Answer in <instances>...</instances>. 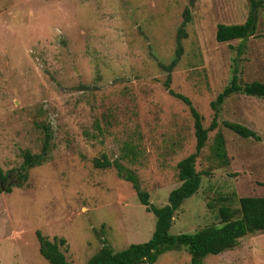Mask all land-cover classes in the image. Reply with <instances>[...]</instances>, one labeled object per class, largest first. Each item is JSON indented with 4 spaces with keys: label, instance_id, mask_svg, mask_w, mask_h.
Returning <instances> with one entry per match:
<instances>
[{
    "label": "rangeland",
    "instance_id": "1",
    "mask_svg": "<svg viewBox=\"0 0 264 264\" xmlns=\"http://www.w3.org/2000/svg\"><path fill=\"white\" fill-rule=\"evenodd\" d=\"M249 2L196 0L189 7L170 89L191 101L204 128L234 69L241 86L264 83V7L256 10L254 37L215 41L217 25L244 23ZM187 6V0H0V170L7 175L0 264H48L36 231L64 239L60 250L69 264H85L103 242L117 252L150 239L155 218L131 184L94 162H118L156 208L180 186L176 164L194 152L193 119L167 93L160 65L174 58ZM217 122L195 161L199 189L175 212L171 235L218 225L221 206L264 197V98L230 95L217 108ZM222 122L260 140L241 139ZM44 125L51 135L45 160L16 187L22 153L40 154ZM217 133L224 162L212 153ZM154 264H189V255L170 251ZM203 264H264V232L248 233Z\"/></svg>",
    "mask_w": 264,
    "mask_h": 264
},
{
    "label": "trees",
    "instance_id": "2",
    "mask_svg": "<svg viewBox=\"0 0 264 264\" xmlns=\"http://www.w3.org/2000/svg\"><path fill=\"white\" fill-rule=\"evenodd\" d=\"M188 6L183 12L182 25L179 28L177 38V48L174 58L168 65H160L162 70L167 73L163 86L167 93L173 98L183 103L193 119L194 137L196 140L194 152L176 164L177 177L180 186L172 190L167 198V204L156 208L148 201V193L141 190L135 175L127 173L122 176L121 165L113 161L95 160L96 168L113 167L117 177L129 182L135 191L139 203L148 213L155 218V225L150 239L144 243L131 244L125 249L114 251L105 242L101 248L93 254L85 264H154L159 256L170 251L185 250L189 255V264H203V260L208 256H216L236 247L238 239L246 236L248 233L264 232V197H244L238 200V208L221 206L218 209V225L206 226L192 233H181L171 235L169 233L172 225V219L175 212L181 207L183 202L196 194L200 186V176L195 170V161L207 141V134L218 127L217 108L226 98L234 93H243L249 97L264 98V83L252 82L241 86L237 70H233L229 85L219 93L215 100L210 103L213 117L208 128L202 126V118L192 106L191 101L180 94H175L170 89V72L178 63L182 50L181 39L186 35L183 33L186 25L190 21L191 7L196 0H187ZM249 12L243 24L237 25H217L215 31V41L217 43H227L234 40L242 42L256 35L257 14L256 10L264 7L263 0H250ZM242 45L238 47V54L242 52ZM223 127L240 137L241 139H252L259 141L255 133L245 127L229 122H222ZM44 132V142L40 154H31L29 151L22 153V165L17 172L16 187L28 180V171L34 167L40 166L47 155L50 147V130L48 126L42 128ZM126 153L133 155L131 147L126 148ZM212 153L215 159L224 162L226 159L224 139L220 133H217L212 146ZM134 156V155H133ZM133 159V158H132ZM7 182V175L0 170V192ZM10 187L5 186V192L10 193ZM38 242V253L47 261L48 264H69L60 247L65 245V240L54 237L52 240L42 236L39 231L35 232Z\"/></svg>",
    "mask_w": 264,
    "mask_h": 264
}]
</instances>
